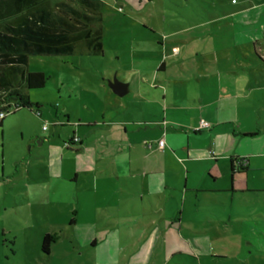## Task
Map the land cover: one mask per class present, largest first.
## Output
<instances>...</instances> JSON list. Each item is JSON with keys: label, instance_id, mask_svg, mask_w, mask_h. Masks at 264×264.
<instances>
[{"label": "rangeland", "instance_id": "374dc122", "mask_svg": "<svg viewBox=\"0 0 264 264\" xmlns=\"http://www.w3.org/2000/svg\"><path fill=\"white\" fill-rule=\"evenodd\" d=\"M10 1L0 0V8ZM66 1L71 0H20L16 10L22 14L38 7L55 11L60 2ZM258 1L99 0L96 10L86 11L96 17L91 26V38H96L93 45L82 38L74 42L72 53L28 56L27 70L42 71L47 81L43 88L28 91L30 101L38 108H20L1 121L0 264L90 263L88 251L74 248L62 232H53L52 249L49 254L43 253L44 218L31 210L23 217L11 212L6 206L10 184L5 179L19 173L23 178L31 175L42 181L47 180L49 168L56 165L77 160L99 162L97 150L114 147L107 139L103 143V136L108 138V134L98 130L101 122L106 126L119 117L141 116V108H145L141 103L132 106L120 102L111 87L114 79L122 82L133 72L160 85L153 96L161 106L151 102L146 115H158L168 126L163 129L152 121H142L134 133L122 135V130L120 137L126 140L116 141L120 148L139 141L145 152H151L148 160L158 162L165 160L158 151L160 139L166 141L165 154L175 150L181 156L178 148L185 150L188 143L192 151H197L191 154L193 157L208 155L213 141L217 155L214 165L208 159L190 163L194 169L188 174V184L201 192L196 193L197 198L193 194L181 200V227L176 230L179 248L172 251L168 241L160 243L148 264H264V252L256 251V256L243 259L245 250L239 247L243 241L238 234L242 203H230L229 193L223 190L204 191L208 189L209 171L217 176V187H231L229 156L253 151L254 147L231 137L232 130L226 128H238V122L225 124L215 140L209 134L216 128L193 133L197 105L215 98L218 94L213 90L221 81L241 88L254 78L264 79V5ZM9 15L13 14H5ZM203 55L215 62L211 69ZM161 63L167 72L157 71ZM229 63L233 68L226 66ZM234 101L239 102L229 99L228 108ZM223 108L220 103V110ZM171 132L179 134L173 138L168 136ZM81 142L85 149L77 154ZM235 195L239 200L241 194ZM218 256L221 258H215ZM99 259L103 260V255ZM110 264L120 263L111 260Z\"/></svg>", "mask_w": 264, "mask_h": 264}, {"label": "crops", "instance_id": "0c3cea01", "mask_svg": "<svg viewBox=\"0 0 264 264\" xmlns=\"http://www.w3.org/2000/svg\"><path fill=\"white\" fill-rule=\"evenodd\" d=\"M257 3L264 5V0ZM203 56L211 69L215 62L208 59L211 57ZM226 66L233 68L232 63ZM157 71L167 72V67L161 63ZM122 82L127 84V88L125 94L117 95L120 102L125 101L132 106L141 103L145 108H141V116L119 117L106 126L101 122L102 128L98 130L108 134V138L103 136V143L107 139L114 147L99 148L96 153L99 162L77 160L70 165H56L49 168L45 174L47 180L42 181L31 175L23 178L19 173L5 179L10 184L11 194L6 201L10 211L23 217L31 210L37 217L44 218L41 220L45 226L44 233L57 235L62 232L67 235L74 248L86 249L92 256L89 264H110L111 260L120 264H148L160 243L168 241L172 251L179 248L176 230L181 227V200L193 194L197 198L196 193L201 192L188 184V174L194 169L190 163L208 159L214 165L217 158L213 141L208 155L193 157L191 154L197 151H192L188 143L185 150L178 148L181 156L172 149L173 154H165L167 144L164 140V146L158 151L163 153L161 156L165 160L158 162L148 160L151 152H145L139 141L127 142L120 148L116 141H124L125 137H120L122 130V135L128 131L134 133L142 121H152L163 129L168 126V122L160 120L158 115H146L151 102L161 106L153 96L160 85L147 81L139 72H133L130 79ZM213 91L218 94L215 98L210 97L197 105L193 128L201 119L207 120L211 124L208 131L216 128L209 134L215 140L225 124L238 122V128H226L232 130L231 137L254 147L253 151H242L238 155L228 153L231 187H217V176L209 171L206 177L208 189H204L207 193L228 192L230 203L237 201L244 206L239 213L238 234L243 241L239 247L241 250L244 248L243 259H246L256 256V251L264 252V79L254 78L251 84L241 88L221 81ZM231 98L239 102L234 101L232 105L230 102L229 109ZM220 103L224 106L221 110ZM103 119L101 116L100 120ZM200 132L193 131L194 134ZM177 134L171 132L168 136ZM185 140H188L187 135ZM79 145L77 154L85 149L82 142ZM232 156L245 159L244 166L236 167L234 172L230 163ZM237 192L241 194L239 200L235 195ZM237 254L241 255V251ZM99 255H103V260Z\"/></svg>", "mask_w": 264, "mask_h": 264}, {"label": "trees", "instance_id": "16d2710c", "mask_svg": "<svg viewBox=\"0 0 264 264\" xmlns=\"http://www.w3.org/2000/svg\"><path fill=\"white\" fill-rule=\"evenodd\" d=\"M19 1H10L0 8V111L12 106L15 110L11 112L31 109L33 105L38 108L30 101L28 91L43 88L47 77L42 71L27 70L28 56L68 54L73 52L75 41L86 38L93 45L96 40L91 38L96 17L86 11L96 10L99 0L60 2L58 10L38 7L25 14L16 10ZM8 12L13 15L5 16ZM1 121L2 118L0 126ZM237 162L238 169L244 166L245 159L230 157L233 172ZM54 241L52 234L45 233L40 245L42 252L49 254Z\"/></svg>", "mask_w": 264, "mask_h": 264}, {"label": "built area", "instance_id": "2783aa9c", "mask_svg": "<svg viewBox=\"0 0 264 264\" xmlns=\"http://www.w3.org/2000/svg\"><path fill=\"white\" fill-rule=\"evenodd\" d=\"M13 110H15V107L12 108ZM12 110L9 108L8 110H5V111H0V119L3 118L6 114L10 113ZM37 112V111H36ZM211 127V124L210 122H208L207 120H204V119H201L197 126H195L193 128V131L195 132H199V131H202V130H205V129H208ZM43 128H45V126H43ZM158 146L160 148H162L164 146V140L163 139H160L158 141ZM242 164V163H241ZM237 166L240 165L239 162L236 163Z\"/></svg>", "mask_w": 264, "mask_h": 264}, {"label": "water", "instance_id": "95a60500", "mask_svg": "<svg viewBox=\"0 0 264 264\" xmlns=\"http://www.w3.org/2000/svg\"><path fill=\"white\" fill-rule=\"evenodd\" d=\"M111 87H112V89L114 90V92L116 94H118L119 96H121V95H123V94L126 93L127 84L126 83H123L121 81H118L116 79H114L111 82Z\"/></svg>", "mask_w": 264, "mask_h": 264}]
</instances>
